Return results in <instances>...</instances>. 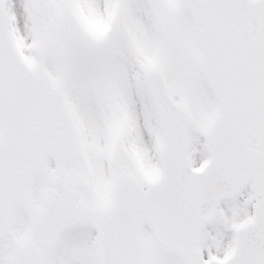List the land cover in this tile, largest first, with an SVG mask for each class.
<instances>
[{"label":"snow or ice","instance_id":"obj_1","mask_svg":"<svg viewBox=\"0 0 264 264\" xmlns=\"http://www.w3.org/2000/svg\"><path fill=\"white\" fill-rule=\"evenodd\" d=\"M0 264H264V0H0Z\"/></svg>","mask_w":264,"mask_h":264}]
</instances>
